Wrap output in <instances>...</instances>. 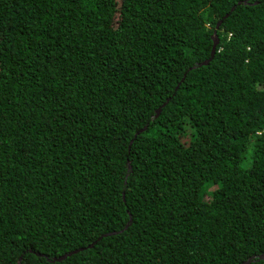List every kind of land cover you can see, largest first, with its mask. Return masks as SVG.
Here are the masks:
<instances>
[{
    "label": "trees",
    "instance_id": "1",
    "mask_svg": "<svg viewBox=\"0 0 264 264\" xmlns=\"http://www.w3.org/2000/svg\"><path fill=\"white\" fill-rule=\"evenodd\" d=\"M263 254L264 0H0V264Z\"/></svg>",
    "mask_w": 264,
    "mask_h": 264
},
{
    "label": "water",
    "instance_id": "2",
    "mask_svg": "<svg viewBox=\"0 0 264 264\" xmlns=\"http://www.w3.org/2000/svg\"><path fill=\"white\" fill-rule=\"evenodd\" d=\"M213 41H214V43H213V47H212V50H211V55H213V53H214V50H215V46H216V44H217V42H218V38H217V36H213ZM76 251H74V252H72V253H75ZM72 253H69L68 255H70V254H72ZM65 256L66 255H64L63 257H61L59 260H62L63 258H65ZM259 258H261V259H264V254L263 255H261V256H259ZM252 262V259H249V260H247L246 262H244L243 264H250Z\"/></svg>",
    "mask_w": 264,
    "mask_h": 264
}]
</instances>
